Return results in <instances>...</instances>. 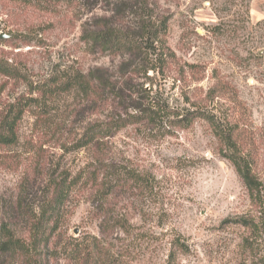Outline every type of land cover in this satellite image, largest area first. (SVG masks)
<instances>
[{"label":"rangeland","instance_id":"1","mask_svg":"<svg viewBox=\"0 0 264 264\" xmlns=\"http://www.w3.org/2000/svg\"><path fill=\"white\" fill-rule=\"evenodd\" d=\"M143 1L166 22L160 32L155 21L149 43L162 63L133 75L122 94L141 111L124 109L121 119L154 120L78 149L86 129L123 109L42 88L94 69L122 86L131 77H117L126 58L86 45L76 1L0 0V60L15 75L0 73V119L23 107L16 141L0 146V230L29 238L48 185L66 176L77 184L51 245L87 253L85 264L114 253L117 264H264V0ZM178 114L188 116L181 126ZM234 157L248 165L253 195ZM70 257L51 264H83ZM20 262L0 254V264Z\"/></svg>","mask_w":264,"mask_h":264},{"label":"trees","instance_id":"2","mask_svg":"<svg viewBox=\"0 0 264 264\" xmlns=\"http://www.w3.org/2000/svg\"><path fill=\"white\" fill-rule=\"evenodd\" d=\"M26 3V0H17ZM46 4L51 3H65L71 4L76 1L78 5L76 9L81 11L85 16V21L81 24L82 33L81 39L85 41L86 45L92 49L113 57H122L125 62L120 65L117 72V77L125 78L128 74L130 79L125 78L122 86L114 80V75L108 70L94 69L86 76L79 74L78 76H64L63 74L50 80L42 88L43 92H53L55 87H60L62 91H70L76 89L82 93L88 100H94L95 104L99 103L101 106L110 107L111 109H123V112L111 111V117L106 123L89 127L80 137L77 142L78 149L88 147L96 144L99 140L109 136H113L119 129L130 124H137L142 121H153L150 116L143 118L141 116H129L131 120L121 119L125 112L124 109L131 108L134 111H141L137 105L129 106L128 102H124V95L122 94L126 88L131 89L132 77L135 74H146L147 70L155 71V64L153 53L155 52L152 45L154 32L156 31L155 21L158 23L160 32L165 31L166 22L164 17L156 15L152 4L143 0H39ZM98 3H104V9H99ZM98 12L101 14L99 15ZM152 50V51H151ZM148 57L150 58L148 60ZM158 65L162 60L157 58L155 61ZM143 68L141 72L133 71L134 67ZM0 73L7 77H15L12 66L7 65L6 62L0 60ZM53 88V89H52ZM143 90V89H142ZM142 92L145 93V90ZM135 93V92H134ZM138 93V92H136ZM153 97V96H152ZM92 98V99H90ZM132 98L130 97V100ZM32 102V99H29ZM132 101V100H131ZM23 103V102H21ZM20 103V104H21ZM126 103V106L124 105ZM19 104V105H20ZM15 105V104H14ZM18 105V104H17ZM10 107L8 111L0 119V146L10 145L16 141V127L23 113V107ZM24 105V104H23ZM22 105V106H23ZM16 108V109H15ZM105 108V109H106ZM177 118V117H176ZM188 121L187 114H178V119L174 124L183 125ZM170 122V121H169ZM173 122H170L171 126ZM220 138L226 139L224 132H220ZM231 162L234 164L238 174L249 191L253 195V190L256 187L254 179L249 174L248 165L240 162L237 158H232ZM77 184L76 180H67L63 176L59 180L48 185V199L45 205L40 210V215L36 223L32 224L31 235L29 238H21L15 236L9 229L2 226L0 230V254L21 259L20 264H51L57 261L58 254H64L67 258L78 260L85 264L88 261L83 252H77L71 247L57 249L51 245L53 233L56 231L55 224L62 206L65 204L72 187ZM52 226L51 228L49 225ZM107 221L103 220L100 224L105 226ZM100 242H97L99 245ZM102 243V242H101ZM100 243V244H101ZM52 246V248H51ZM55 246V244H54ZM117 254H110L103 259L100 264H117ZM85 258V262H83Z\"/></svg>","mask_w":264,"mask_h":264}]
</instances>
